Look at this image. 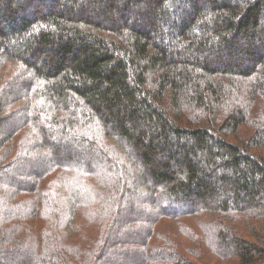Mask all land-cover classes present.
Returning <instances> with one entry per match:
<instances>
[{
    "label": "trees",
    "instance_id": "trees-1",
    "mask_svg": "<svg viewBox=\"0 0 264 264\" xmlns=\"http://www.w3.org/2000/svg\"><path fill=\"white\" fill-rule=\"evenodd\" d=\"M0 264H264V0H0Z\"/></svg>",
    "mask_w": 264,
    "mask_h": 264
},
{
    "label": "rangeland",
    "instance_id": "rangeland-1",
    "mask_svg": "<svg viewBox=\"0 0 264 264\" xmlns=\"http://www.w3.org/2000/svg\"><path fill=\"white\" fill-rule=\"evenodd\" d=\"M8 66H9V67H7V68H8L10 71H12V69H13L14 66H13V65L10 66V64H8Z\"/></svg>",
    "mask_w": 264,
    "mask_h": 264
}]
</instances>
